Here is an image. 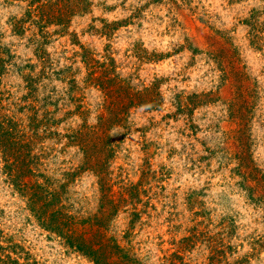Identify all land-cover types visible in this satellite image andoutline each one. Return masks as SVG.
Instances as JSON below:
<instances>
[{"label": "rangeland", "instance_id": "rangeland-1", "mask_svg": "<svg viewBox=\"0 0 264 264\" xmlns=\"http://www.w3.org/2000/svg\"><path fill=\"white\" fill-rule=\"evenodd\" d=\"M50 201L131 264H264V0H0V247L94 264Z\"/></svg>", "mask_w": 264, "mask_h": 264}, {"label": "trees", "instance_id": "trees-1", "mask_svg": "<svg viewBox=\"0 0 264 264\" xmlns=\"http://www.w3.org/2000/svg\"><path fill=\"white\" fill-rule=\"evenodd\" d=\"M40 191L46 193L45 190L40 189ZM33 195L39 201H43L44 198L52 199L55 197L54 193H47L45 197L38 192ZM36 203L37 200L31 201V204L36 205ZM42 208L45 214L50 208L56 209L48 217L45 214L41 216L40 223L48 232L59 237L67 248L85 256L94 264H131V259L125 253H122L123 251L114 243L113 239H106L105 235L100 232L94 233L90 239L85 234H78L75 229L77 222L73 217L64 214V208L59 207L57 202L50 201ZM11 253L18 254L10 246L0 247V264H29L28 262L19 263L18 258L12 257ZM116 257H121V260L119 262L114 260Z\"/></svg>", "mask_w": 264, "mask_h": 264}]
</instances>
